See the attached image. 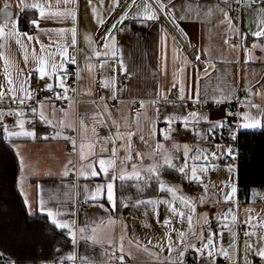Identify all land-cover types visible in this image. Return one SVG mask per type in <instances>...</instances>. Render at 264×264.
<instances>
[{
	"label": "crops",
	"instance_id": "obj_1",
	"mask_svg": "<svg viewBox=\"0 0 264 264\" xmlns=\"http://www.w3.org/2000/svg\"><path fill=\"white\" fill-rule=\"evenodd\" d=\"M47 90L79 102L26 104ZM228 118L264 132V0H0V137L28 213L72 238L43 264H264V188L242 201L213 140Z\"/></svg>",
	"mask_w": 264,
	"mask_h": 264
},
{
	"label": "trees",
	"instance_id": "obj_2",
	"mask_svg": "<svg viewBox=\"0 0 264 264\" xmlns=\"http://www.w3.org/2000/svg\"><path fill=\"white\" fill-rule=\"evenodd\" d=\"M32 16L21 18L20 29L29 30ZM238 165L241 200H247L251 190L264 188V132L240 135ZM20 166L14 150L0 137V261L10 264H43L54 258L59 247L70 246L67 230L55 227L47 216L28 213L18 189ZM128 190V191H127ZM154 193L151 192L149 195ZM137 197L127 187L120 188L118 197Z\"/></svg>",
	"mask_w": 264,
	"mask_h": 264
},
{
	"label": "built area",
	"instance_id": "obj_3",
	"mask_svg": "<svg viewBox=\"0 0 264 264\" xmlns=\"http://www.w3.org/2000/svg\"><path fill=\"white\" fill-rule=\"evenodd\" d=\"M22 18H26V14H22ZM234 39L229 40V43H233ZM182 43L184 45H187L188 43L184 40H182ZM77 82V73L75 68L70 69V83L72 85H75ZM171 93L173 95H177V90L172 89ZM74 101L76 103L79 102V99L75 96L73 91L67 92V94H62L61 92H55L52 90H47L45 92H40L34 99L27 100L26 104L29 106L36 105L40 102H51L55 104H63L67 101ZM174 98H169L167 102H174ZM241 101L237 99L234 102L230 103H212V102H189V108L193 110L195 114H199L201 112H207L218 108H224L231 116H235L238 113L239 107H240ZM154 106H159V101L154 102ZM132 113H139L142 111V106L135 105L132 107ZM235 124L232 123V121L228 118L221 122L219 131L215 132L213 135V140L216 142H222L227 143L231 146V157L225 159L223 161L224 164H227L232 167H237L239 165L240 161V135L238 132L234 131ZM243 188L239 187L240 192V198H241V191ZM89 207V204H85L82 206L83 210H87ZM222 262L224 264H238L237 259V247L236 246H230L227 248L225 252V256L222 259ZM10 264V263H9ZM65 264H82L79 262V260L75 259L72 261H66ZM124 264V263H120Z\"/></svg>",
	"mask_w": 264,
	"mask_h": 264
}]
</instances>
